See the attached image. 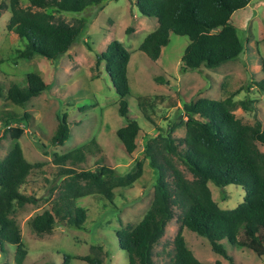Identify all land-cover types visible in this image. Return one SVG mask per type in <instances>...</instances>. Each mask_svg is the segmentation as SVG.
I'll use <instances>...</instances> for the list:
<instances>
[{
	"label": "trees",
	"instance_id": "obj_1",
	"mask_svg": "<svg viewBox=\"0 0 264 264\" xmlns=\"http://www.w3.org/2000/svg\"><path fill=\"white\" fill-rule=\"evenodd\" d=\"M109 1L112 0H9L8 31L24 44V49L18 51V58L31 60L41 56L56 61L63 57L79 42L88 22L81 19L71 25L57 20L56 15L83 13ZM253 1L137 0L141 14L158 21V28L144 39L139 50L157 62L169 45L171 35L187 37L190 42L181 60L182 73L220 68L245 51L232 16L248 8ZM130 60L131 53L118 40L112 41L106 51L97 56V65H105L119 96L118 113L126 126L117 131V138L129 156L137 151L141 131L139 123L129 116ZM156 82L164 84L167 81L159 77ZM26 83L25 87L11 83L8 88L0 83V99L23 107L51 88L36 73L28 74ZM257 86L264 91V80ZM145 102V98H140L138 104L147 117ZM183 109L187 120L182 121L186 128L182 140L172 137L176 127L171 126L165 133L158 129V133L144 143L145 159L155 176V192L141 222L116 233L120 249L126 253L127 264H154V248L163 239L168 224L175 219L181 227L173 242L174 256L170 264H205L187 246L184 230L208 240L212 251L228 260L224 242L264 257V152L259 148V145L264 146L262 123L256 121L254 125H247L238 119L232 98L223 101L201 99L196 103H184ZM29 119L28 113L0 114V123L5 127L13 123L22 125ZM23 134L22 129L15 130L14 144L0 160V245L2 250L6 244L16 246L17 264L25 262L28 250L21 227L11 216L17 207L36 202L35 197L21 190L39 167L24 156L18 143ZM69 137L70 128L64 116L52 143L62 146ZM94 144L95 139L71 152L54 156L57 178L63 182L53 208L30 219L33 234L51 235L57 225L84 230L88 211L79 205L80 199L100 195L112 201L115 190L132 187L141 179L143 165L140 162L136 172L129 175H119L104 165L94 171L81 170ZM173 157L193 180L186 178ZM210 183L218 188L241 187L246 196L236 208L223 210L213 199ZM64 258V264L74 259L87 264H103L92 255L82 258L64 255Z\"/></svg>",
	"mask_w": 264,
	"mask_h": 264
},
{
	"label": "rangeland",
	"instance_id": "obj_2",
	"mask_svg": "<svg viewBox=\"0 0 264 264\" xmlns=\"http://www.w3.org/2000/svg\"><path fill=\"white\" fill-rule=\"evenodd\" d=\"M137 0H112L104 6L91 7L79 14L56 15L57 20L76 25L79 20L88 22L79 42L56 61L35 56L31 60L18 58L24 44L8 31L11 13L9 0H0V83L26 86V76L40 75L51 85L49 91L31 99L23 107H17L0 99V114L28 113L29 121L5 127L0 123V160L12 148L16 129L24 134L19 140L29 163L39 167L29 178L21 192L36 198V202L17 207L12 214L21 227L28 256L23 264H64V255L72 257L94 256L103 264H127L126 253L120 249L116 233L126 226H136L148 212L155 192V176L149 161L145 159L146 139L161 129L176 127L172 137L176 141L186 135L182 121L184 103H196L201 99L235 102L234 114L244 124L262 123L264 129V91L257 84L264 80V0H254L248 8L232 16V22L242 40L245 51L236 60L224 63L220 68H202L196 72L182 73L181 60L189 45L187 37L171 35L169 45L163 49L157 62L140 52L144 39L158 28L155 18L143 16ZM26 7V5H25ZM120 41L131 53L128 78L131 90L129 116L141 127L137 139V151L128 155L117 138V131L126 126L120 117L119 96L105 65H97V56L106 51L112 42ZM166 83L156 82V78ZM145 98L147 117L139 107V99ZM245 103V105H243ZM246 108V109H245ZM67 116L70 137L62 146H55L52 139L62 117ZM24 127V129H23ZM95 139L92 153L87 155L81 170L94 171L99 166L114 169L119 175L134 174L137 163L143 165L141 179L132 187L117 189L112 201L100 195L79 200L87 209L88 220L84 230L57 225L51 235L38 236L31 232L29 221L36 215L53 208L63 182L57 178L55 155L71 152ZM264 152V146L259 145ZM175 164L188 180L193 177L175 157ZM101 160V161H100ZM213 199L221 209L232 210L239 206L246 193L241 187L230 185L218 188L209 184ZM181 224L172 220L163 239L154 248V264H170L174 256V240ZM187 246L195 257L205 264H264L246 248L224 242L228 259L215 254L208 240L184 230ZM0 245V264H17L16 246ZM69 264H87L74 259Z\"/></svg>",
	"mask_w": 264,
	"mask_h": 264
}]
</instances>
